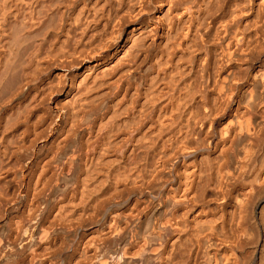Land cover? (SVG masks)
<instances>
[{
	"label": "bare ground",
	"instance_id": "obj_1",
	"mask_svg": "<svg viewBox=\"0 0 264 264\" xmlns=\"http://www.w3.org/2000/svg\"><path fill=\"white\" fill-rule=\"evenodd\" d=\"M259 200L264 0H0V264H264Z\"/></svg>",
	"mask_w": 264,
	"mask_h": 264
},
{
	"label": "rangeland",
	"instance_id": "obj_2",
	"mask_svg": "<svg viewBox=\"0 0 264 264\" xmlns=\"http://www.w3.org/2000/svg\"><path fill=\"white\" fill-rule=\"evenodd\" d=\"M254 61H252V66H254ZM52 66H50L49 68H46L45 67V69L43 68L42 70H40V71H37L36 72V76H38L39 78H41L42 80H43V78L45 79L46 77H50V78H55V72H64L65 71V69H64V67H60V66H57V65H53V67L51 68ZM60 69V70H59ZM49 75V76H48ZM53 78V79H54ZM41 80V81H42ZM58 100V99H57ZM57 100H56V102H57ZM43 105H46L45 103L44 104H42V106ZM45 107V106H44ZM46 108V107H45ZM44 108V109H45ZM40 109H41V107H40ZM10 140V142L9 143H12V141H14V139L12 140L11 138H9ZM27 145V144H26ZM30 150V149H29ZM133 197V198H132ZM136 198V196H135V194H133V195H129V200H128V202H127V204L130 202V201H132L133 199H135ZM257 203V207H256V209H257V211H259V209H261V210H263L264 209V207H263V205H264V200H262V201H260L259 200V203L258 202H256ZM126 204V202H124V203H122L121 205H120V207L122 208H124L125 205ZM126 204V205H127ZM263 207V208H262ZM122 208V209H123ZM259 233L260 234H257V235H259L258 237L257 236H255L256 238H258L257 240H256V238H255V243H251V244H248V249H247V246H245V248H246V250L247 251H249V253L251 252H253L254 250L256 251V247H258L261 243H262V233H261V231L259 230ZM183 242H184V239L182 240ZM186 241V240H185ZM185 244L187 243V242H184ZM183 243V244H184ZM250 245V246H249ZM256 245V246H255ZM253 246V247H252ZM252 247V248H251ZM252 249V250H251ZM250 253V254H251ZM48 264H50V262H47ZM51 264H52V262H51Z\"/></svg>",
	"mask_w": 264,
	"mask_h": 264
}]
</instances>
